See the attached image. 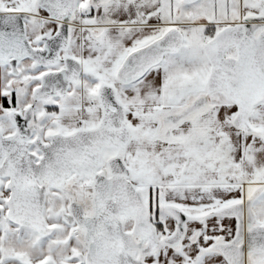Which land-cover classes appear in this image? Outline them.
<instances>
[{"label": "snow or ice", "instance_id": "obj_1", "mask_svg": "<svg viewBox=\"0 0 264 264\" xmlns=\"http://www.w3.org/2000/svg\"><path fill=\"white\" fill-rule=\"evenodd\" d=\"M0 264H264V0H0Z\"/></svg>", "mask_w": 264, "mask_h": 264}]
</instances>
